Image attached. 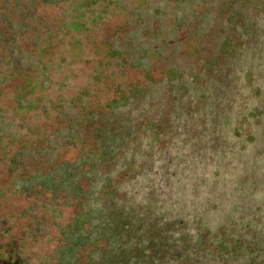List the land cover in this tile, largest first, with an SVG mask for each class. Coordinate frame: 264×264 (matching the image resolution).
Listing matches in <instances>:
<instances>
[{
  "label": "rangeland",
  "instance_id": "obj_1",
  "mask_svg": "<svg viewBox=\"0 0 264 264\" xmlns=\"http://www.w3.org/2000/svg\"><path fill=\"white\" fill-rule=\"evenodd\" d=\"M43 4H0V264H264V0Z\"/></svg>",
  "mask_w": 264,
  "mask_h": 264
},
{
  "label": "trees",
  "instance_id": "obj_2",
  "mask_svg": "<svg viewBox=\"0 0 264 264\" xmlns=\"http://www.w3.org/2000/svg\"><path fill=\"white\" fill-rule=\"evenodd\" d=\"M2 1H3V0H0V4H1ZM22 3H23V2L18 3L17 6L22 7L23 5H26V4H22ZM43 3H44V0H31V8H32L31 10L33 11V13H30V14H27L28 11H29L28 9L30 8V6L27 7L28 9H27V8H26V9L24 8V10L22 11V13H24V12H25V13L23 14L22 17H24V19H28V20H27V23L29 22V23L32 24L33 22H30V21H34L35 17H36V18H37V17L39 18V17L41 16L40 12H37V8H38L40 5H41V6H42V5H45V4H43ZM8 4H9V3H8ZM21 4H22V5H21ZM9 5L12 6L11 9L15 7V6L13 7V5H15V3H14L13 1H12L11 4H9ZM17 6H16V8H17ZM2 9H3V7L0 8V12H3ZM38 9H39V8H38ZM21 10H22V9H21ZM26 10H27V11H26ZM19 11H20V10H19ZM10 12H14V13L16 12V13H17L18 10H17V11L11 10ZM10 12H8V13H10ZM4 14L7 15L6 12H5ZM18 18H19V16L16 17V20H17ZM0 19H1V20H0V30H1V29H3V30L7 29L9 26H6L7 23L5 22V20L2 19V18H0ZM12 19H15V16H14ZM19 19H20V18H19ZM3 24H5V25H3ZM23 25H24V24H23ZM25 25H26V24H25ZM2 34H5V33H2ZM2 34L0 33L1 36H3ZM6 35L8 36L9 34L7 33ZM6 35H4V38H5ZM38 50H39V53L41 54L42 51H43V48H38ZM12 73H13V72H12ZM13 75H18V74H17V72H15ZM28 83H29V81H28ZM37 83H38V82L35 81V83H34V87H35V84H37ZM38 86L41 87L40 84H38ZM113 99H114V98L107 100L106 103H105V106L108 107L110 101H112Z\"/></svg>",
  "mask_w": 264,
  "mask_h": 264
}]
</instances>
